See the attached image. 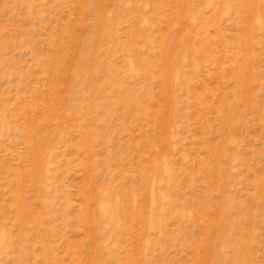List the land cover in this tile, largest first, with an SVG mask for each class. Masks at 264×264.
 Returning <instances> with one entry per match:
<instances>
[{"label": "rangeland", "instance_id": "obj_1", "mask_svg": "<svg viewBox=\"0 0 264 264\" xmlns=\"http://www.w3.org/2000/svg\"><path fill=\"white\" fill-rule=\"evenodd\" d=\"M0 264H264V0H0Z\"/></svg>", "mask_w": 264, "mask_h": 264}]
</instances>
